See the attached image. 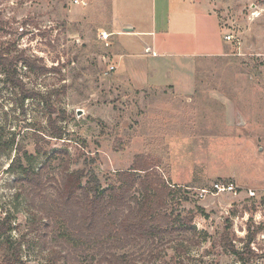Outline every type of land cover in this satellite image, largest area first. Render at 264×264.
<instances>
[{
	"label": "rangeland",
	"instance_id": "1",
	"mask_svg": "<svg viewBox=\"0 0 264 264\" xmlns=\"http://www.w3.org/2000/svg\"><path fill=\"white\" fill-rule=\"evenodd\" d=\"M113 3L134 19L141 14L136 25L151 16V0H0L3 47L45 66L15 65L25 89L41 95L33 98L0 66V216L8 214L15 226L19 264L71 263L53 259L42 223H32L20 169L9 167L19 155L38 170L57 150L69 154L71 170L91 168L102 184L142 155L188 189L187 199L176 191L169 208L183 216L190 209V229L175 231L141 264H264V0H211L218 19L203 24L196 10L183 32L175 27L161 39L180 55L197 53L176 57L186 66L195 61L194 87L182 95L134 90L116 76L125 74L119 41L139 45L115 34L121 29ZM140 53L135 70L154 62ZM49 119L62 138L49 136ZM58 164L53 160L45 174L58 173ZM216 182H231L235 191L215 193ZM200 189L208 193L200 196Z\"/></svg>",
	"mask_w": 264,
	"mask_h": 264
},
{
	"label": "trees",
	"instance_id": "2",
	"mask_svg": "<svg viewBox=\"0 0 264 264\" xmlns=\"http://www.w3.org/2000/svg\"><path fill=\"white\" fill-rule=\"evenodd\" d=\"M5 44L0 40V66L7 71V78L18 84L24 97L41 96L25 89L15 75V65L21 62L40 71L45 66L22 53L10 56ZM49 125L54 127L51 119ZM49 136L62 138V131L54 127ZM53 160L59 161L58 173L45 174ZM70 163L69 154L57 150L38 170L24 166L19 155L9 165L14 171L20 169L18 179L32 211V223L36 219L42 223L54 260L141 264L143 257L158 255L159 245L169 243L175 231L190 229L192 211L186 210L183 216L169 208L176 191L187 199L188 189L173 185L148 157L137 155L131 167L106 174L103 184L93 169L71 170ZM14 228L8 214L0 216V264H19V248L11 236Z\"/></svg>",
	"mask_w": 264,
	"mask_h": 264
},
{
	"label": "crops",
	"instance_id": "3",
	"mask_svg": "<svg viewBox=\"0 0 264 264\" xmlns=\"http://www.w3.org/2000/svg\"><path fill=\"white\" fill-rule=\"evenodd\" d=\"M121 3L117 6L113 3L115 21L121 29L120 32H115V34L118 37H123L124 35L135 37L137 39L135 43L139 46L138 49H132L129 44L125 47V42L119 41L120 53L118 57L121 63L124 61L125 74L116 76L122 80L123 84L125 83L134 90L169 88L178 95L191 92L194 87L195 61H190L191 63L186 66L177 63L176 57L189 56L194 58L197 53L180 55L177 53V49L172 48L170 44L166 48L162 47L161 39L165 41L175 27L178 32L184 28L186 29V22L190 19L192 20L191 16L195 14L196 10L198 11V16L205 20L202 23L209 26L211 20L209 17L211 18V15L216 16L212 10L211 0H157V2L156 0H151V16L148 18L147 24L144 25L145 27L141 23L136 25V22L142 21L141 14L134 19L128 10H124V5H121ZM122 8L123 12L120 13ZM121 15H123V18ZM216 18L218 19L217 16ZM136 26L139 27L137 30H135ZM159 35H161V38L158 37ZM139 53L146 61H149L147 59L154 61L153 64L143 63L141 69L135 70L133 57H137ZM215 54L219 53H214L213 55ZM200 55L209 56L212 54L202 51ZM113 67L115 70L116 66L113 65ZM175 181L177 179L174 178V184H176ZM186 182V180H182V182L178 183Z\"/></svg>",
	"mask_w": 264,
	"mask_h": 264
},
{
	"label": "built area",
	"instance_id": "4",
	"mask_svg": "<svg viewBox=\"0 0 264 264\" xmlns=\"http://www.w3.org/2000/svg\"><path fill=\"white\" fill-rule=\"evenodd\" d=\"M74 1H75V3H77L79 0H74ZM231 37L232 36L228 34L225 36V39L230 40ZM112 68L113 67H111V69ZM233 191H235V185L231 182H229V183L216 182L213 184V192H215V193L233 192ZM204 193H208V191L205 189H200V196H203Z\"/></svg>",
	"mask_w": 264,
	"mask_h": 264
}]
</instances>
